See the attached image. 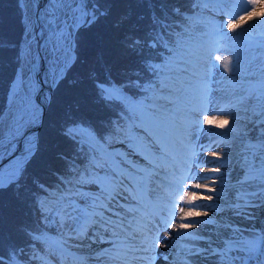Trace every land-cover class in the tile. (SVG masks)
Masks as SVG:
<instances>
[{"label": "snow or ice", "instance_id": "6c2138e0", "mask_svg": "<svg viewBox=\"0 0 264 264\" xmlns=\"http://www.w3.org/2000/svg\"><path fill=\"white\" fill-rule=\"evenodd\" d=\"M35 18L19 38L0 32V64L11 56L18 67L13 108L0 114V192L11 190L27 209L11 228H0V264H200L209 254L212 264H264V229L229 225L233 238L215 249L179 248L177 260L167 252L177 236L210 222L217 200L226 203L218 188L224 192L221 167L231 166V145L217 143V135L243 149L237 165L243 179L234 178L243 193L235 199L244 204H235L236 214L251 220L243 207L264 208V47L249 49L258 54L242 67L230 45L234 35L264 25V0H45L36 4ZM39 61L47 69L34 82ZM255 71L259 88L223 86L234 77L255 79ZM216 129L222 131L209 135ZM45 135L69 146L53 153L62 167L46 166L51 183L31 172ZM202 137L220 151L208 153ZM116 144L129 150L116 151ZM159 170L171 179L150 190L156 203L147 218H121L114 207L125 209L121 200L139 204L143 177L151 183ZM89 184L98 195L79 191ZM52 229L76 243L45 248ZM105 237H116L107 241L116 255L98 249L85 259L73 251Z\"/></svg>", "mask_w": 264, "mask_h": 264}, {"label": "bare ground", "instance_id": "6f19581e", "mask_svg": "<svg viewBox=\"0 0 264 264\" xmlns=\"http://www.w3.org/2000/svg\"><path fill=\"white\" fill-rule=\"evenodd\" d=\"M25 1L27 3L26 22L31 21V23H33L32 20L30 19L33 13V6H35L37 3L41 5V0H25ZM263 28H264V25L256 24L254 25L252 29H249L246 33L263 34L264 32ZM46 69H47V66L44 64V62H40L37 65L36 72L31 74L33 81L35 82L37 79H41L40 75L43 76L46 73ZM240 81L243 82L242 80ZM250 82H252V80L248 79L244 83H250ZM35 87L38 88L39 85H35ZM12 108H13V104L11 105V109ZM132 159L134 158L132 157ZM135 159H137L136 160L137 164L141 166L142 163L139 161V159L138 158H135ZM234 160L236 161V163H238V160L236 159ZM214 175H217V174L211 173V176H214ZM169 177L170 176H166L164 170H159L158 173L151 178L152 179L151 184L156 185L155 181L157 179H160L158 180V182L159 184L163 186L164 183L162 184V181L167 183V179ZM234 177H239L240 179H243L241 175L239 176L238 171L234 172L232 178H229V179L226 178L227 182L224 184V192L222 193L223 194L222 197H228L230 192L235 193L239 191V185L237 184V180ZM147 178L149 180L148 176ZM222 199L223 201H226V203L221 202L220 200H217L214 205V207H216L217 209H221L222 214L218 215L215 212L209 211L210 222H206L205 225L201 223L199 229L193 228L190 230L191 233H199L200 237L194 238V240L192 241H188L186 238L189 236L184 237V238L177 236L175 239L171 241V246L167 250L168 254L170 255V260L183 259L182 256L178 255L177 250L179 248H190L191 247V248L204 249L208 247L209 245H211V247L215 249L217 245L221 244V241L233 238V233L228 227L229 225L233 226L236 223L242 224V225H245V224L248 225L249 223L264 224V208L258 207L256 214L253 216V219L248 220L243 217H239L236 214L237 209L235 208V205L233 204V202H235L236 200L234 196L228 197V198H222ZM205 210L206 209H198L197 211H205ZM133 226L136 227L137 225L134 224ZM193 245H196L197 247ZM107 249H109L111 252V246H109V248ZM160 251L163 252L164 249H160ZM111 253L113 255H116L115 252H111ZM191 259H195V258L192 257ZM212 261H213V257L211 256V254H209L207 260H205L204 258L200 259V264H212ZM156 264H166V262L159 260L156 262Z\"/></svg>", "mask_w": 264, "mask_h": 264}, {"label": "trees", "instance_id": "16d2710c", "mask_svg": "<svg viewBox=\"0 0 264 264\" xmlns=\"http://www.w3.org/2000/svg\"><path fill=\"white\" fill-rule=\"evenodd\" d=\"M120 0H117L119 3ZM183 3V0H178ZM23 5L21 0H0V32H7L15 38H19L23 31ZM18 71L16 61L13 57H8L0 64V114L7 106L10 85ZM61 95L68 97L66 89L61 90ZM93 116H105L106 119H114L111 113L93 112ZM43 134V130H42ZM69 146L63 141L55 139L50 135L43 137L41 155L39 161L34 163L31 172L39 174L45 182L51 183V177L46 173V166L51 165L54 168L62 167L53 159V153L58 150H68ZM21 204L14 198L12 191L0 192V228L6 229L10 223H15L21 218Z\"/></svg>", "mask_w": 264, "mask_h": 264}, {"label": "rangeland", "instance_id": "374dc122", "mask_svg": "<svg viewBox=\"0 0 264 264\" xmlns=\"http://www.w3.org/2000/svg\"><path fill=\"white\" fill-rule=\"evenodd\" d=\"M21 2H22V5H23V7L25 9L27 3L25 2V0H21ZM210 7H214V6L213 5H210ZM263 31H264V28H263ZM261 36H264V32L261 35L260 34H253V33H246V32H241L239 35H234V38L231 40L230 45L233 48L234 52L239 55V58H240L241 66L242 67H247L248 63L250 62L251 57L258 54L255 51H249V49L255 50L258 47H264V41H261L260 40V37ZM227 54H229V53H221V55H227ZM256 67L259 68V64H257ZM254 75H255V79H251V78H249V79L250 80H253V81L260 80V72L259 71H255ZM223 86L226 87V88H228L229 90H232L233 87H236V88L243 87V88H246L247 89L248 86H249V83L241 82L240 79H236L234 77L233 80H226V81H224V85ZM249 87H250V89H252L253 87L254 88H257L256 86H253V84H251ZM9 99H10V102H9ZM217 99H219V97H217ZM8 102H9L8 103V107H10V105L12 104L11 91L9 92ZM205 127H207V125ZM220 131H222V130L216 129V130H214V133H209V135H214L216 132H220ZM222 140L228 141V143L231 145V155L228 157V161H226V163H230L231 166L228 167L227 171H225V168L224 167H221V171L224 172L225 177L227 179L232 178L235 171H238L239 172V176H240V171H239V169H237V165L239 163H242V161L240 160V154L243 151V149L240 146V142L239 141H235L233 143L231 137L219 136V135L216 136V142L217 143H219ZM201 142L202 143H206V144L209 143V141L206 140V139H204L203 137L201 138ZM119 145L120 144H118V146ZM223 146H224L223 144L220 145V147H223ZM124 150L125 151H128V149L126 150L125 147H124ZM212 151L219 152L220 151V148L214 146V149H212ZM208 153H210V152H208ZM207 158L208 159H211L210 155H208ZM234 159L238 160V163H236V161ZM214 166H219V165H217V164H207L206 167H209L210 168V167H214ZM203 174H202V176H209V177L211 176V173H205V172H203ZM197 191H200V190H197ZM218 194H221L223 196V194L220 193L219 188H218ZM235 195H243V193L241 191H237L233 195L234 198H235ZM228 197H232V196H228ZM228 197H222V198H228ZM248 199H249V201L251 203H254L256 205H259L260 204V201L254 200L251 197H249ZM231 202H232V200H231ZM236 203H239V204L243 205L244 204V200H239V201L235 200V202H233L234 205ZM258 207L259 206H257V207H243L241 209V211L244 214L254 216L256 214V212H257V208ZM216 213L218 215L222 214L221 209H219L218 211H216ZM238 216L239 217H242L241 215H238ZM232 227L233 228H236V227H239V228H241V227H243V228H245V227L246 228H249V227H251V228H255V229H260L261 227H264V225L262 223H258V224L249 223L248 225H246V224L245 225H242V224L236 223ZM192 238H193L192 236H189L186 239L188 241H192ZM70 241L72 243H76L73 240H70ZM200 249H202V248H200Z\"/></svg>", "mask_w": 264, "mask_h": 264}, {"label": "water", "instance_id": "95a60500", "mask_svg": "<svg viewBox=\"0 0 264 264\" xmlns=\"http://www.w3.org/2000/svg\"><path fill=\"white\" fill-rule=\"evenodd\" d=\"M44 4H45V0H43V1H42V4H41V6H43ZM26 8H27V7H26ZM35 14H36V13L32 14V15H31V18H30V19L32 20L33 24H35V23H36ZM25 17H26V14H25ZM24 22L26 23V20H25V18H24Z\"/></svg>", "mask_w": 264, "mask_h": 264}]
</instances>
